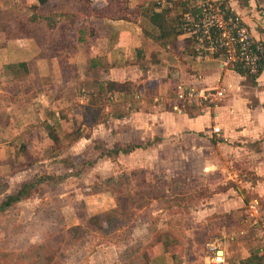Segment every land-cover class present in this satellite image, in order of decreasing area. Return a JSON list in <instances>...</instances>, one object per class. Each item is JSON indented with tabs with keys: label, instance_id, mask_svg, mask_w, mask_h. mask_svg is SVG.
<instances>
[{
	"label": "crops",
	"instance_id": "1",
	"mask_svg": "<svg viewBox=\"0 0 264 264\" xmlns=\"http://www.w3.org/2000/svg\"><path fill=\"white\" fill-rule=\"evenodd\" d=\"M54 1L50 0L45 7L53 5ZM208 1L224 3L231 14L243 19L255 39L264 44V0ZM194 2L195 0H189L187 6L192 9L195 6ZM153 3L160 4L162 9L176 8L171 0H127L123 9L126 14L113 16V6L109 5L108 12L111 11V14L99 20L95 34L91 33L79 43L80 37H84L79 31L76 52L65 54L64 57L55 51L50 53L48 42L43 44L33 35L4 39L0 44V93L8 92L3 87L7 77L13 82L25 79L31 84L23 92L25 96L34 93L31 99L37 102L41 101L40 96L44 95L48 101L43 87L53 79V86L54 81L62 83V86L68 85L57 94L54 88L50 91H53V101L65 104L67 110L70 109L68 106H71L73 98L70 97L73 87L70 88L69 83L72 81L74 83L76 79L81 83L94 79L93 91L86 92L82 86L76 98L80 109L83 110L87 106L96 105L101 83L109 81L131 83V94L101 95L104 101L101 108L109 117L107 124L97 125L91 132H83V136L70 147L72 152L77 155L92 145L99 152V156L101 151L97 147L112 148L115 144L122 146L135 144L141 148L128 155H119L115 159L125 165V170L144 172L154 170L169 176L190 168L199 171L204 169L207 171L208 186L213 190L211 196L205 200L208 207L198 212L201 216L212 217L211 223L206 227V232L211 233L210 239L204 242L207 251L197 261L191 259L186 263L182 257H177V254L173 256L174 253L173 259L178 262L177 264H241L249 260L252 253L262 256L255 245L256 235L250 236L247 233L245 226L248 219H245L244 214L249 212L246 211V201L249 199L248 205L255 201L258 203L257 212L252 211L254 215L260 219L264 216V70L253 83L226 65L223 54L201 51L188 35L179 36L174 40L159 39L146 33L145 28L149 27V23L142 16H134L132 13L140 9V6L144 9ZM35 4L36 0H24L27 7ZM61 5L66 11L78 10L75 7L66 9L67 6L62 2L56 4L54 11H61ZM15 6L21 13V4ZM106 6L108 5L104 4L99 8L93 6L91 8L100 10ZM121 8L117 6L114 10L119 12ZM70 23L67 22L69 33L74 30ZM48 26L49 24L45 28L50 34L54 29ZM63 39L64 37L59 41L62 42ZM50 41L57 42L52 39ZM59 41L51 44L52 47L59 46ZM44 45L47 46L46 52L41 48ZM84 45L88 48H82ZM96 58L101 59L103 66L99 63L92 68L91 60ZM185 87H195L199 90L218 89L224 93V97L215 105L189 106L185 111L178 101L179 89ZM13 89L14 93L22 91L20 87ZM5 103H7L5 97L0 96V146L12 144L10 141L11 137H16L14 135L24 136L30 140H26L25 148L22 142L18 149L12 146L0 148V153L2 151L0 159L8 158L7 166L12 168L17 165L16 167L20 168L13 176L17 177L15 182L20 181L19 185L14 189L10 188L12 192L4 195L0 203L7 196L17 193L25 181L52 174L51 160L43 158L32 163H24V160L32 157L30 155L42 157L52 148V142L44 126L54 127L64 143L70 125L76 122L78 125L83 123L80 111L75 118L70 115L69 119L65 118V114L62 118L54 109L57 118L47 119L44 116L47 107L41 109L33 103H27L26 107L21 105L16 107L15 102ZM119 103H125L126 108L123 111L125 115H115V108ZM12 107L14 110H10ZM26 110L29 111L25 112ZM29 117L35 119H27ZM82 127L83 130L88 129L85 125ZM214 128L219 129V133H214ZM36 136L37 139L38 136L42 139L38 142ZM6 138L10 139L5 140ZM184 144L187 150L182 148ZM70 148L66 150L69 152ZM187 153L196 155L200 164L182 165V156ZM12 156L14 159H11ZM9 159L12 160L10 163ZM113 160L98 158L94 164L95 170L107 166L109 161ZM157 162L158 167H155ZM39 164H42L41 171L36 170V167L40 169V166H37ZM72 165L77 166L76 163ZM64 168L67 173L73 169L65 165ZM35 172L41 174L37 175ZM227 172L228 175L225 174ZM30 173L35 174L30 176ZM54 174L62 175L58 172ZM83 174L82 171L80 176H72L69 179H79ZM11 179L12 177L8 181L9 184ZM227 184L229 185L226 187ZM231 187L237 191L230 189ZM104 193L107 192L92 193L85 198L100 200ZM29 200L30 198L25 201ZM227 216L231 219L228 218L225 224L218 225L213 222L217 217L225 220ZM171 243L180 246L178 240L173 239ZM173 248L172 244L165 247L160 243L158 247L156 246L154 252L155 254L160 252V257H157L161 261L160 264L168 260ZM216 257L220 260L217 261Z\"/></svg>",
	"mask_w": 264,
	"mask_h": 264
},
{
	"label": "rangeland",
	"instance_id": "2",
	"mask_svg": "<svg viewBox=\"0 0 264 264\" xmlns=\"http://www.w3.org/2000/svg\"><path fill=\"white\" fill-rule=\"evenodd\" d=\"M171 1L172 4H175V7H178L180 3L189 2V0ZM62 2L64 6H67L66 9L75 7L78 10L73 12L66 11L61 5L62 10L55 12L54 7L56 8V4L59 5ZM53 3V5L41 9L38 17L43 20L33 25V30H31L28 21L33 14H37L24 5V0H0V44H2L4 39L7 40L9 37L21 34L24 36L29 32L28 29H20L21 34H19L18 26L15 25L19 19L24 27L30 26V31L33 32L31 34L38 37L41 43L47 44L48 42L50 53L55 51L63 57L65 54H74L76 52L77 36L80 35V32H82L84 37H89L91 33L92 35L95 34V28L99 24V20L111 14V11L108 12L109 5L113 6V16L125 15L126 12L123 9L127 0H55ZM199 3L200 0H195L194 5ZM20 4L22 6L21 13L18 12L19 8L15 6ZM104 4L108 6L100 10L91 8V6L99 8ZM117 6L122 7L119 12L114 10ZM193 10L194 8H192ZM132 14H135V11ZM45 21L49 24L48 27L55 25L54 31L50 32V34L46 32L45 27L47 24ZM67 22H71L72 27L74 26V30L72 29L73 31L71 30L72 32L70 33L68 32ZM63 33L68 34L64 35ZM62 37H64V41L61 42L59 40ZM51 39L54 42L57 41L56 43L59 41V46L56 48L53 46V48L51 44L56 43L51 42ZM40 42L39 44H41ZM41 48L45 52L47 51V49L45 50L47 48L46 45ZM82 48L87 49L88 47L84 45ZM68 78L70 79L71 77ZM8 79L9 77L6 78V84L3 86L8 92L6 94L0 93V96L5 97V101H7L5 104L15 102L16 107H19L18 105L26 107L27 103H33V105L41 107V109L42 107H47L48 110L44 111V116L47 119L57 118L54 114V109H56V113H60L62 118L66 116L65 118L70 119V115L75 118L79 111L82 112L76 99L82 86L86 92L93 91L94 86V79L84 82L85 84L81 83L79 79H76L77 81L74 80L75 84L72 83L73 81L69 83V87H73L72 93H70V97L73 98L71 99V106H68L70 107L68 111V109L65 110V104L62 105V103H56V100L53 101V91L50 92L51 88H54L57 94L62 91L63 87H67V84L62 86V83L54 81L53 86V79L50 80L45 85L46 87H43L48 101L45 100L46 97L43 95L40 96L41 101L35 102L31 99L35 95L34 93L26 96L25 93L23 94L31 86L27 80H16L17 82H13ZM13 87H20L22 91L14 93ZM38 89L40 90L39 86ZM96 100V105L94 106L93 104L92 107L101 108L104 101L99 97ZM124 104H118L117 108H115V115L125 113L123 112L126 108ZM181 105L184 110L189 107L188 104ZM10 110H14V108L12 107ZM28 111L26 110L25 112ZM187 112L189 111L187 110ZM197 113L195 112V114ZM189 114L191 113L189 112ZM32 118L35 119V117ZM32 118L29 117L27 119ZM44 128L46 134H48V128L45 126ZM87 128L83 130L82 125H78L77 122L72 123L68 133H73L71 136L73 138L79 129L83 130V132L92 131L91 127L87 126ZM14 136L16 137H11L10 142L12 144L0 146V148L12 146L18 149L20 142L23 143L22 145L25 148L26 140H30L24 136ZM38 137L37 139L36 136L35 139L39 142L42 138ZM71 137V140L65 139L64 145L52 146L49 149L50 151L48 150V153L42 155V157L30 155L32 157L24 160V163H32L37 159L45 158L53 161L51 163L53 164V167H51L53 168L51 170L52 174L58 172V174L65 175L67 170L64 165L70 166L71 164L69 163L72 161L73 164L76 163L77 165L74 166L73 170L79 171L82 169L83 177L79 179L71 178L57 186L46 184L39 186L33 190L29 201L16 205L7 213H0V264H41L44 263L47 256L53 258L50 264H160L161 261L158 259L160 252L155 254L151 246L158 237L161 239L165 237L166 241L170 243L173 242V239L178 240L180 245L176 246L178 244L171 243L174 247V252L167 254L168 260L162 264H173L174 262L177 264L178 262L173 259L175 254L179 258L182 257L186 263L191 259L197 261L207 251V246L204 242L210 239L211 233L206 232V227L211 223L212 217L201 216L198 213L208 207L205 200L209 198L208 196H211L213 191L208 186L207 171L190 168L187 171L168 176L161 173V171L151 170L145 172L151 183V189L149 190L146 187L142 191L144 193H149L150 191L149 195L141 194L142 192L139 189L140 178L137 175L130 177V182L128 183L124 179L121 187H108L106 189L107 193L101 195V198L99 197L100 200H97V198H89L88 200L85 197L92 194L97 187L103 186L106 179L114 177L120 181L123 178L122 174H130L131 171L125 170V165L115 159L112 162L109 161L107 166H102L100 169L95 170V165L91 166L87 165V163L93 162L99 152L90 145L89 149H84L83 152H79L76 155L70 147L77 140L73 141ZM9 139L6 138L5 140ZM67 148H70L69 152L66 150ZM182 148L185 149V144ZM75 157L76 159H73ZM182 157V165H186V163L187 165L200 164V160L197 159L196 155L187 153L183 154ZM11 159H14V157L12 156ZM11 159H9V163L12 161ZM7 161L8 158L5 157L0 159V200L3 199L4 195L12 192L11 189H14L20 183V181L15 182L17 177H13L17 172L16 170L20 168H17V165L15 167L12 166V168L7 166ZM55 163L58 165H55ZM41 165H37L40 166V169L36 167V170L41 171ZM155 167H158V162ZM35 173H30L29 175L33 176ZM36 174L39 175L41 173L37 172ZM225 174L228 175V172ZM11 177V184H9L8 181H10ZM230 189L237 191L233 187ZM124 197L132 198L134 201V206L126 214H123L117 208L119 203L116 202V199ZM153 197H157V199H153ZM247 201L246 211L248 210L249 212L244 214L245 219H248L245 227L247 233L253 236V234H258L254 227V221L256 218L258 220L259 216L254 215L253 212L257 211H253L251 209L252 203L248 205ZM115 208L117 213L111 216L109 213ZM99 214L106 216L107 222L106 224L104 223V226L107 230L105 232L98 231L89 224V219ZM262 218L264 219V216ZM111 219H115L118 224L113 223ZM213 222L218 225L225 223L221 217L219 219L217 217V220ZM76 227L78 229H74ZM218 235L216 234L215 236ZM258 244L255 239V245L258 246Z\"/></svg>",
	"mask_w": 264,
	"mask_h": 264
},
{
	"label": "trees",
	"instance_id": "3",
	"mask_svg": "<svg viewBox=\"0 0 264 264\" xmlns=\"http://www.w3.org/2000/svg\"><path fill=\"white\" fill-rule=\"evenodd\" d=\"M50 0H36V4L33 6H30L29 9L30 11L35 12V14L37 15H32L29 19V25L31 26V30H33V25H35L37 22L43 20L40 19V17H38L39 12L41 11V9H43ZM217 4V3H216ZM220 5V7L222 9L227 10V13H231L230 10L228 8H226V5L224 3L221 4H217ZM143 7V6H142ZM139 8V7H138ZM190 9L187 6V2H183L180 3L178 5V7L176 8H161L160 4L158 3H153L150 6L146 7V8H142L140 6V9H136L134 16H142L146 22L149 23V27L145 28L146 33L156 36L159 39H174L176 40L177 37L182 36V35H186V33L183 31L182 29V25H183V21H184V15L186 13H188ZM192 12H198L197 9H194ZM18 26V31L19 34H21L20 29L24 30V29H28L29 32L24 35V36H31L33 32L30 31V26H23V23H21V20H17V24H15ZM55 25H51L49 28L50 29H54ZM22 35V34H21ZM81 36L82 35L81 33ZM84 38L86 39L87 37H80L79 39V43L84 41ZM192 41L196 42L195 39H193V37H191ZM258 44L262 47H264V44L262 42H258ZM220 54H223V51L219 52ZM220 56V55H217ZM103 66L101 59H92L91 60V67L95 68L97 65ZM235 71H237L239 74L246 76L247 79L250 82H255L256 79L258 78V76L261 74V72L264 70V65L263 67H261L258 75H249L247 73H245L244 71H242V69L240 67H236L234 69ZM99 95L98 97L100 99L103 100V97L101 95H107V94H112V95H116V94H131L132 92V84L125 82V83H119V82H104L101 83L100 87H99ZM82 116H83V123L82 125H85L86 127L89 126L91 128L100 125V124H107L108 122V115L103 112L102 108H95L92 106H87L85 109L82 110ZM73 134V133H72ZM71 133H67L65 135V139L67 140H71L70 137L72 136ZM83 131H81L80 129L77 131V134H75L72 138L73 141L79 140L83 135ZM48 138L49 140L52 142V146H61L64 145L61 137L59 136L57 130L54 127H50L48 128ZM141 148L140 145H135V144H128V145H120V144H115L112 148H107L106 146H102V147H97L98 150L101 151L100 155L98 156V158H111V159H117V157L119 155H128L132 152H134L135 150ZM97 158V159H98ZM96 160H94L91 163H87V165H94L96 163ZM71 162V161H70ZM70 167L74 169V166L72 165V163ZM72 169L71 172L66 173L65 175H57V174H50V175H43L37 178H34L32 180H28L25 181L22 185L21 188L18 190L17 193L7 196L1 203H0V213H7L9 211H11L16 205L20 204L21 202L29 199L32 195V192L34 189L38 188L39 186H43V185H53V186H57L60 185L64 182H66L67 179H69L72 176H80L82 174V170L79 171H74ZM139 175L140 181H139V189L142 192L144 188L147 187V189H151V183L149 182V179L147 178V175L145 174L144 171L141 170H133L131 171L130 174H122L123 178H121L120 181H118L119 179H116L114 177H109L108 179H106L104 181V185L103 186H99L97 187L93 193H100L103 191H107L106 189L108 187H121L123 185V180L125 179L128 182H130V177L132 176H137ZM142 195L146 194L149 195V193H141ZM157 197H153V199ZM116 202L119 203V207H117L118 209H120L123 214H126V212L132 207L134 206V201L132 198L129 197H124V198H120V199H116ZM117 209H113L109 214L111 216L116 215ZM112 218V217H111ZM230 217H226V219L224 220L225 223L228 222L227 219ZM231 219V218H230ZM113 221V223L118 224L117 221H115V219H111ZM106 216L103 214H99L96 215L94 217H91L89 219V224L92 225V227H95L98 231H106L107 229H105L106 227L104 226V223L106 224ZM224 223V224H225ZM74 229H78V227L74 228ZM162 237V236H161ZM162 243L165 247L169 246L171 243L166 241V238L163 237L161 238H156L155 242L151 245L152 246V250L154 251V247L158 246V244ZM137 252V251H136ZM135 252V253H136ZM53 258L50 256H47L44 260V263L41 264H50L51 260ZM134 264V263H132ZM241 264H264V257L263 256H259L258 253H252L251 257L249 258V260L242 262Z\"/></svg>",
	"mask_w": 264,
	"mask_h": 264
},
{
	"label": "built area",
	"instance_id": "4",
	"mask_svg": "<svg viewBox=\"0 0 264 264\" xmlns=\"http://www.w3.org/2000/svg\"><path fill=\"white\" fill-rule=\"evenodd\" d=\"M192 8L198 12H188L184 15L182 25L186 35L195 39L198 48L203 52L216 53L223 51L226 65L235 69L240 67L249 75H258L264 65V47L258 44L252 32L243 19L227 13L220 5L208 0H200ZM224 97L218 89L199 90L195 87L180 88L178 101L189 106L215 105ZM214 128V133H219ZM258 203L251 204V209L257 211ZM254 227L258 231L256 240L260 254L264 256V219L256 218ZM219 261L220 258L216 257Z\"/></svg>",
	"mask_w": 264,
	"mask_h": 264
}]
</instances>
